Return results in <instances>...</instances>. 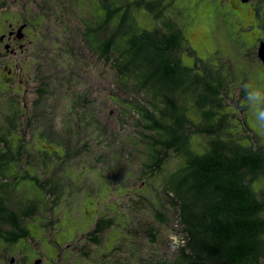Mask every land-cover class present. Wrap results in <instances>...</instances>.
Listing matches in <instances>:
<instances>
[{
    "label": "trees",
    "instance_id": "1",
    "mask_svg": "<svg viewBox=\"0 0 264 264\" xmlns=\"http://www.w3.org/2000/svg\"><path fill=\"white\" fill-rule=\"evenodd\" d=\"M56 1L53 0V5L49 4L46 11L54 13L58 20L62 14L54 10ZM71 1V7L65 13L70 12L80 27L76 31L78 37L73 34L74 38H65L67 45L70 50L75 46L83 52L84 49L92 52L114 69L121 90L127 96L121 101L113 98L114 102H111L123 106V116L128 117L123 109L133 111L147 130L142 136L144 145L149 147L150 171L161 170L162 164L171 156L180 160V166L165 181L164 192L169 201L167 205L161 202L160 209L174 211L176 224L180 227L179 235L185 240L178 264H264V145L247 123L248 109L241 107L244 93L235 101L237 108L229 113V87L238 82L232 67L218 59L219 54L213 57V61L197 57L185 41L174 7L175 0H89L94 7L93 24L85 25L82 11L74 8ZM79 1L82 4V0ZM244 1L241 3L246 5ZM253 11L257 18H264V0H258ZM142 13L151 17L155 25L139 24L138 17ZM262 31L264 33V25ZM262 41L264 38L258 40L257 47ZM56 46L58 43L54 42L49 47L51 53ZM256 58L264 66L258 54ZM81 69L70 70L72 80L62 78L59 81L56 78L53 81L48 77V87H43L44 91H39V95L44 98L50 89L58 92L59 88L66 86L62 85L64 81L80 85L78 94H84V82L76 80ZM71 92L64 94L65 111L79 108L69 106V103L75 105L77 98V93ZM56 94L48 93L50 98ZM20 110L19 106L13 108L6 122L15 123ZM46 110L51 111L47 106L43 111ZM237 112L243 114L241 123L236 117L232 118L234 121L230 120ZM192 114L198 116L199 123L193 121ZM69 123L72 125L65 123L64 132L57 133L58 140L50 138L55 137V133L49 129L44 131L47 134H42L45 138L42 141L46 138L56 140L59 151H40L43 168L39 166L38 170L41 176L32 167L37 158L31 149H25L22 142L15 144L16 141L7 139L5 134L0 135V239L9 246L34 237L26 220L38 213L40 203L59 205L55 185L64 184L59 183V186L57 180L54 184L42 171L58 161L60 164L67 157L69 150L73 149L71 140L79 142L74 146V153L80 154L79 147L84 149V131L77 130L73 132V138L69 137L67 127L72 126L73 131L78 128L74 120ZM100 132H104L103 128ZM197 137L203 138L204 143L197 144ZM26 157L30 158V164L28 161L23 163L22 159ZM66 180L71 182V176L68 175ZM22 182H25L23 188L30 189L31 184L37 192L32 194L30 191L33 199L29 195L26 202L16 208L20 203L17 204L14 192L19 190ZM70 184L72 192H80V186ZM157 214L162 224L172 225V217L159 211ZM110 223V220L99 219L95 230L89 232V238L96 246L102 244V238L94 236L104 234ZM3 227L8 229L7 232H2ZM152 236L155 241L157 235ZM14 262L15 256L7 259L8 264H19ZM0 264H3L1 259Z\"/></svg>",
    "mask_w": 264,
    "mask_h": 264
},
{
    "label": "rangeland",
    "instance_id": "2",
    "mask_svg": "<svg viewBox=\"0 0 264 264\" xmlns=\"http://www.w3.org/2000/svg\"><path fill=\"white\" fill-rule=\"evenodd\" d=\"M257 1L253 0V5L256 6ZM11 2L14 8L18 6L15 0ZM71 2L74 8L82 11L84 25L93 24L91 15L94 13V7L91 2L89 0H82V4L79 0ZM241 2L242 0L174 2L185 41L195 51L197 57L213 61V57L219 54L218 59L221 58L228 67L231 66L237 76L238 82L229 87L228 91L230 99H227V103L231 108L229 113L234 111L233 108H237L235 101L241 98L243 93L241 85L244 81L248 80L247 83L252 87L264 90V66L260 65L256 58L258 40L264 38L262 31L264 18L254 16L253 6L249 7L248 4L244 5ZM138 22L143 26L155 25L152 18L145 13L138 17ZM74 48L75 46L71 50L74 51L75 58L80 59L78 56L84 54V58L82 57L84 66L79 65L76 60L68 65L74 69L82 68L83 74L78 70L82 76L77 73L76 80L84 82L85 102L84 109L77 107L78 110H73L72 119L78 128L73 131V127L70 126L68 136L72 137L73 132L77 130H84L82 136L84 149L79 147L77 150L80 154L74 153V146L79 145V142L73 143L71 140L72 144H69L73 149H70L67 157L64 156L65 159L60 161L61 165L58 161L57 164L42 171L54 184L56 180L59 186L64 184L60 187L55 185L58 189L59 205L38 202L40 203L38 213L26 220V225L34 237L10 246L0 239V259L3 264H8L7 259L13 256L14 263L19 264H36L38 260H41L39 264H178L180 248L184 246L185 240L179 235L180 227L176 224L177 216L174 211L160 209L161 202L167 205L169 201V196L164 192L165 181L170 173L180 166V160L171 156L169 161L162 164L161 170L150 171L149 147L144 145L142 136L147 130L133 111L123 109L128 117L123 116L121 114L123 106L111 102H114L113 98L121 101L127 96V93L121 90L122 86L114 69L92 52ZM40 55L42 56L36 59L35 64H39L54 81L51 70V67H54L53 53L45 46L40 50ZM185 59L190 62L189 57L185 56ZM17 71L18 69L15 70ZM23 73L25 82L34 76L33 70L27 68ZM8 78L9 69L0 67V135L5 134L7 139L16 141L15 144L22 142L27 150L30 148L37 158V163L34 160L33 166H30L35 167L37 175L41 176L38 170L39 166L43 168L40 151L48 150L52 153L59 151L56 140L50 138L58 140L56 135L58 132L60 134L64 132L65 119L67 118V123L70 120L65 116L67 103L64 94H68L69 90L70 93L73 91L78 94L81 89L75 83L64 81L62 85L66 86L59 88L58 92H52L51 89L48 91L50 94L57 93L54 98H50L48 93L42 98L41 94L35 91H26L24 95L25 88L18 82L14 85L5 82ZM28 81L31 86L32 80ZM29 86L27 88H31ZM36 86L38 87V84ZM17 106L21 108L19 117L14 119L16 122L12 125L8 124L6 118ZM46 106L51 111H43ZM35 113L37 115H34ZM51 114L53 116H50ZM81 114H84V119L75 121ZM247 114L250 129L264 145V133L254 127V117L249 109ZM10 117L9 114L8 119ZM233 117L238 118L240 120L238 123H241L243 114L234 113L230 117L231 121ZM192 118L196 124L199 123L197 115L192 114ZM100 128H103L104 132H100ZM48 129L55 133V137L42 141L45 139L44 133L47 134L44 131ZM91 141L92 144H88ZM196 141L197 144L204 143L203 138L197 137ZM27 157L22 161L23 163L28 161L30 164V158ZM32 167H29V170ZM68 175L71 176V182L66 180ZM70 183L80 186V192H72ZM24 184L25 182H22L18 186L19 190L14 192L18 198L17 204L20 203L16 208H20L29 195L33 199L32 194L37 192L31 184L30 189L23 188ZM157 211L172 217L174 220L172 225L162 224ZM102 218L110 220L111 225L104 234L97 233L94 236L102 238V244L96 246L91 242L89 232L95 230L96 222ZM150 229L152 234L157 235L155 241L149 233ZM7 230L6 227L2 228L4 233Z\"/></svg>",
    "mask_w": 264,
    "mask_h": 264
},
{
    "label": "flooded vegetation",
    "instance_id": "3",
    "mask_svg": "<svg viewBox=\"0 0 264 264\" xmlns=\"http://www.w3.org/2000/svg\"><path fill=\"white\" fill-rule=\"evenodd\" d=\"M15 1L18 3L16 8H14L11 0H0V67L9 69V78L5 80V82L9 84L12 83L13 85L15 82L20 83L23 88H25L23 91L24 95L26 91H35L37 93L39 91H44L42 88L48 87L46 80L49 76L39 64L35 63L37 61L36 59L43 55H40V50L45 48V46H52L54 42L58 43V47L56 46L53 52L54 67H51V70H53V79L54 81H56V78H58L59 81L63 80L62 78L67 80L71 78L72 80L70 72V70L72 71V67L68 64L76 60L79 65L83 66L84 60H82V57L84 58V55L78 56L81 57L80 59L75 58L76 56H72L71 58L70 54L72 51L70 50V45H67L68 40L65 39L67 36L69 39L74 38L73 34L77 36L76 31L80 27V25H78L79 22L70 12H68V14L65 13L66 10L71 7L69 0L56 1L57 4L54 10L55 12L60 11L62 14V17L58 20L54 18V13L46 11L49 4L53 5V0ZM244 2L248 4L249 7L252 5L255 9L252 0H245ZM42 13L48 15L41 17ZM56 16H58V14ZM25 68L30 71L33 70L34 72V76L26 79V82L23 79V70ZM16 69H18L17 72H15ZM28 80H32L31 86H29ZM37 81H39V83ZM36 84H38V87ZM28 86L31 88H27ZM78 86L81 89V86ZM39 98L40 97H38V99ZM83 105L84 94L80 93L77 94L75 105L69 103L71 108L72 106H79L84 109ZM72 114V109H67L65 111V116L73 121ZM80 118L84 119V114L78 115L75 121L78 122ZM65 123L67 124V118L65 119ZM67 128L68 131H71L70 126ZM81 131L83 132L84 130Z\"/></svg>",
    "mask_w": 264,
    "mask_h": 264
},
{
    "label": "clouds",
    "instance_id": "4",
    "mask_svg": "<svg viewBox=\"0 0 264 264\" xmlns=\"http://www.w3.org/2000/svg\"><path fill=\"white\" fill-rule=\"evenodd\" d=\"M241 91L244 93V102L241 107L247 108L254 117V127L257 131L264 133V90L255 88L248 83L241 85ZM170 239V237H168ZM173 243H175L173 241Z\"/></svg>",
    "mask_w": 264,
    "mask_h": 264
},
{
    "label": "water",
    "instance_id": "5",
    "mask_svg": "<svg viewBox=\"0 0 264 264\" xmlns=\"http://www.w3.org/2000/svg\"><path fill=\"white\" fill-rule=\"evenodd\" d=\"M258 56L261 61L264 63V41L259 43L258 46ZM41 260H38L36 264H39ZM13 262V261H12Z\"/></svg>",
    "mask_w": 264,
    "mask_h": 264
}]
</instances>
